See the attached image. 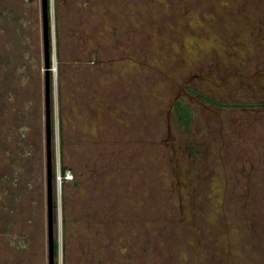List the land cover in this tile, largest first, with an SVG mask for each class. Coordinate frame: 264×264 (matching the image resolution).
Returning <instances> with one entry per match:
<instances>
[{
  "label": "rangeland",
  "instance_id": "obj_1",
  "mask_svg": "<svg viewBox=\"0 0 264 264\" xmlns=\"http://www.w3.org/2000/svg\"><path fill=\"white\" fill-rule=\"evenodd\" d=\"M50 16L55 264H264V0H51ZM40 65L39 102L22 74L0 81V264H49Z\"/></svg>",
  "mask_w": 264,
  "mask_h": 264
},
{
  "label": "flooded vegetation",
  "instance_id": "obj_2",
  "mask_svg": "<svg viewBox=\"0 0 264 264\" xmlns=\"http://www.w3.org/2000/svg\"><path fill=\"white\" fill-rule=\"evenodd\" d=\"M39 10L42 12V0H0V81L2 78L19 79L22 74L30 82L29 85L26 84L23 87H28V89L33 87L34 95L36 94L34 99L37 98L38 102L39 99L41 101V98L37 97L40 85L38 86L36 81L40 77L43 51V40L42 43L38 42ZM17 63L18 65L15 66ZM2 64L9 66L10 69L3 68ZM12 64L14 65L13 70L11 69ZM16 87L19 88L18 83ZM18 96L20 97L19 94Z\"/></svg>",
  "mask_w": 264,
  "mask_h": 264
},
{
  "label": "water",
  "instance_id": "obj_3",
  "mask_svg": "<svg viewBox=\"0 0 264 264\" xmlns=\"http://www.w3.org/2000/svg\"><path fill=\"white\" fill-rule=\"evenodd\" d=\"M51 0H42V40L44 59V102H45V132L47 160V205H48V247L49 264H55V234H54V184L52 161V73L54 63L52 25L50 16Z\"/></svg>",
  "mask_w": 264,
  "mask_h": 264
},
{
  "label": "trees",
  "instance_id": "obj_4",
  "mask_svg": "<svg viewBox=\"0 0 264 264\" xmlns=\"http://www.w3.org/2000/svg\"><path fill=\"white\" fill-rule=\"evenodd\" d=\"M189 90L194 93L195 95H197L198 97H200L202 100H204L205 102L208 103H212L215 105H235V106H241V105H257V103H249V102H236V103H225L223 101H218L215 98H212L210 96H208L207 94H204L203 92L196 90L194 88H189ZM261 105H264V103H261ZM175 112L177 113L178 119L181 122V125L185 126V128L189 127L192 117H193V113L192 110L190 108V106L186 103H183L181 101H176L175 102ZM67 167L63 166L61 168V174L64 176L65 172L67 171ZM53 178L56 179V172L53 173ZM57 201L56 198L54 199V209L57 208ZM55 221H56V214H55ZM58 248H59V244L58 241H55V254L58 253Z\"/></svg>",
  "mask_w": 264,
  "mask_h": 264
},
{
  "label": "built area",
  "instance_id": "obj_5",
  "mask_svg": "<svg viewBox=\"0 0 264 264\" xmlns=\"http://www.w3.org/2000/svg\"><path fill=\"white\" fill-rule=\"evenodd\" d=\"M53 69V68H52ZM59 177H61V174L59 173Z\"/></svg>",
  "mask_w": 264,
  "mask_h": 264
}]
</instances>
